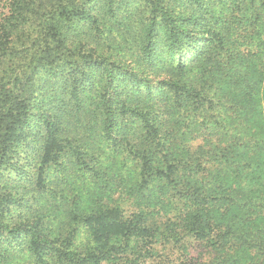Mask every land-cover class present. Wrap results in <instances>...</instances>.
Masks as SVG:
<instances>
[{
	"label": "trees",
	"instance_id": "obj_1",
	"mask_svg": "<svg viewBox=\"0 0 264 264\" xmlns=\"http://www.w3.org/2000/svg\"><path fill=\"white\" fill-rule=\"evenodd\" d=\"M121 1L0 0V263L264 264V0Z\"/></svg>",
	"mask_w": 264,
	"mask_h": 264
},
{
	"label": "rangeland",
	"instance_id": "obj_2",
	"mask_svg": "<svg viewBox=\"0 0 264 264\" xmlns=\"http://www.w3.org/2000/svg\"><path fill=\"white\" fill-rule=\"evenodd\" d=\"M141 5L142 3L140 2V0H122L120 7H118V5L116 4V8L119 10L117 20L124 22L125 25L117 24L114 21H108L107 19L104 32L99 38L98 49L104 50L105 52H113L119 54L120 58L118 57L116 58H118L121 62L128 63L130 61L136 60L134 55L136 54L138 49L137 27H136L137 25L135 23L134 24L131 23L130 18L135 17V14L139 17L141 13L144 12ZM146 16L147 15L144 12L143 17ZM187 54L188 51L184 53V55ZM131 64L135 65L133 63ZM145 72L146 74H149L147 73L148 71ZM47 100L48 101L45 106L53 102V100L50 99V95L48 96ZM252 102L256 107L257 111L261 109L264 111L263 92L255 95L254 100ZM35 110L36 112L42 110V107L38 108V106H36ZM57 112H59V110H57ZM78 185H75L74 188L78 187ZM94 206H95V201L87 197L85 192L83 191V193H81L79 197L73 196L70 200V205H69V210L71 211L70 218H69V213H68V217L66 218V215L60 208L59 211H57L56 208H54L53 210L47 212V216L49 218L46 217L44 220L45 223L48 225L46 227L50 228V230H54V228H56L60 224V222H64L63 225L66 224V226L68 227L75 226V224H77L76 226L78 230L77 234L79 236V240L84 239V233L86 229L84 231L82 228V224L78 223L80 221V212L82 210H89V211L93 210ZM164 256L166 257V254H162L159 258H157V261L155 260V262L151 264H161L162 262L161 258H164Z\"/></svg>",
	"mask_w": 264,
	"mask_h": 264
}]
</instances>
